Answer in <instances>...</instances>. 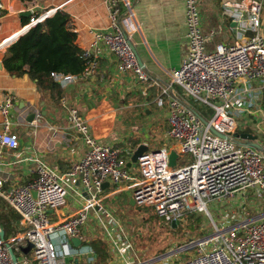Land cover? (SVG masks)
<instances>
[{
	"label": "built area",
	"instance_id": "2783aa9c",
	"mask_svg": "<svg viewBox=\"0 0 264 264\" xmlns=\"http://www.w3.org/2000/svg\"><path fill=\"white\" fill-rule=\"evenodd\" d=\"M107 1L110 29H97L95 41L107 44L122 72H133L143 85L160 89L156 101L159 106L166 104L168 110L166 138L128 166L130 160L123 158L121 148L100 142L93 133L105 131L100 114L86 117L77 107L70 108L67 121L88 147L83 157L64 172L34 158L35 178L26 184L7 187L8 180L0 176V196L20 215L22 226L14 237L0 240V264H15L9 247L16 253L18 264L92 263L95 256L90 247L71 243L72 237L83 242L82 229L90 217L94 216L107 234L116 232L117 237L125 230L105 202V183L117 191L132 190L136 206L153 208L169 226L175 219L180 225L192 212L210 217L214 232L191 242V256L175 261L167 257L161 264H264V212L253 215L250 210L264 202V149L241 144L235 135L244 124L242 119L251 115L259 118L262 113L261 90L255 86L264 81L262 1H225L223 14L235 23L237 36L233 43L217 42L210 48L211 36L203 28L200 0H184L186 51L180 67L171 70L168 83L145 69L132 45L129 34L135 27L130 0H122L125 12L119 0ZM6 8L5 1L0 0V17ZM35 21L32 18L29 24ZM83 55L87 59L83 75H89L97 67L96 56L89 49ZM52 76L66 86L78 75L53 72ZM14 107L11 94L0 105L5 121L0 132V157L3 148L17 151L20 147L18 134L11 130ZM41 119L42 112L36 111L33 122ZM253 129L259 136L264 134L262 121ZM50 132V141L55 140L54 126ZM172 152L177 153L175 165L170 160ZM187 153L193 158L179 164L180 156ZM71 192H85L87 196L75 213L66 216L60 208ZM211 207L222 217L220 223ZM52 211L58 219L51 218ZM29 243L30 252L22 253Z\"/></svg>",
	"mask_w": 264,
	"mask_h": 264
},
{
	"label": "crops",
	"instance_id": "0c3cea01",
	"mask_svg": "<svg viewBox=\"0 0 264 264\" xmlns=\"http://www.w3.org/2000/svg\"><path fill=\"white\" fill-rule=\"evenodd\" d=\"M4 1L7 8L0 17V105L9 94L14 96L15 107L10 115L11 130L20 138V147L17 151L1 148L0 176L8 180L7 187L26 184L35 178L34 158H40L55 170L64 172L73 162L84 156L88 147L83 137L67 121L68 111L72 107H77L86 117L95 113L100 114L105 131L103 133L93 131V133L100 142L121 148L124 159L128 160L130 153L140 144L144 143L149 148H154L153 143H148L138 135L132 136L130 131L117 132L121 117L119 112H144L147 117H153L156 111L157 114L161 113L165 116L167 121L168 110L166 104L164 106L157 104L160 89L156 85L145 86L138 81L133 72H122L119 69L117 56L107 44L95 41L94 32L97 29H110L107 0ZM225 1L227 0H200L203 28L205 33L211 36L210 48L217 42L233 43L237 36L235 23L223 14ZM261 1V32L264 36V0ZM130 2L134 12L132 22L135 29L129 35L141 63L161 82L168 83L171 70L180 67L186 51L185 2L184 0H130ZM119 4L125 12L123 1L119 0ZM58 9H63L71 15L70 26L78 34V43L83 50L89 49L93 56H96L97 67L91 74H79L75 81L62 86L65 95L54 104L38 90L35 80L28 74L17 77L9 73L3 65V57L14 43L10 42L28 25L25 24V18L31 17V20L32 18L36 20V17L40 16L38 20L41 21L47 16L54 15ZM27 10H31V15H22V12ZM255 86L261 90L259 100L262 108L261 116L258 118L251 115L245 118L248 122H244L238 132L256 135V141H260L264 146V134L259 136L253 129L254 124L259 121L264 125V81L257 82ZM175 89L181 91L178 86H175ZM36 111L42 112V119L38 123L29 121V115ZM4 123V118L0 114V132L4 129ZM50 126H54L57 130L55 140L52 141H50ZM140 127L139 134L146 126ZM165 138L166 134L162 140ZM16 152L20 153V156H17ZM105 195H108L105 202L112 214L119 197L125 196L135 205L130 189L117 191V187L107 185ZM86 196L85 192H71L66 204L60 208V213L66 216L75 213L84 203ZM4 202L9 210L18 214L5 200ZM250 210L253 215L264 212V202L255 204ZM50 214L53 220L58 219L55 211ZM95 224H98V220L91 216L88 224L82 229L85 238L82 245L90 247L95 256L90 264H97L98 259L97 251L90 244ZM15 226L22 230L20 219L15 222ZM0 240H2L1 236ZM30 249L27 252L22 250V253L28 254ZM128 262L139 264L133 260H128L125 264Z\"/></svg>",
	"mask_w": 264,
	"mask_h": 264
},
{
	"label": "rangeland",
	"instance_id": "374dc122",
	"mask_svg": "<svg viewBox=\"0 0 264 264\" xmlns=\"http://www.w3.org/2000/svg\"><path fill=\"white\" fill-rule=\"evenodd\" d=\"M119 114L121 117L117 132L130 131L132 136L138 135L148 143H153L152 147L163 143L162 139L165 137L168 123L161 113L157 114L155 111L153 117H147L144 112L122 111ZM242 121L248 122L247 119ZM141 125H145L146 128L139 134ZM192 158L190 153L181 155L179 164H184ZM211 210L215 220L220 223L222 220L220 214L213 207ZM113 214L124 226V233H118L116 237V232L110 231L111 235L107 234L100 224H95L94 235L91 236V239L93 238L91 242L102 240L106 243L111 255L105 264H125L128 260H133L135 263L161 264L162 259L154 260L170 251H175L170 256V261L184 259L194 253L191 242L214 232V225L206 213H188L180 225L174 228L167 225L153 208L133 205L125 196L119 197L113 207ZM18 254L20 257L21 254Z\"/></svg>",
	"mask_w": 264,
	"mask_h": 264
},
{
	"label": "trees",
	"instance_id": "16d2710c",
	"mask_svg": "<svg viewBox=\"0 0 264 264\" xmlns=\"http://www.w3.org/2000/svg\"><path fill=\"white\" fill-rule=\"evenodd\" d=\"M30 22L31 17L25 18L26 25ZM70 22L71 15L58 9L54 15L45 17L21 35L3 57V65L9 73L17 77L28 74L35 80L38 90L54 104L65 95V90L52 73L79 75L87 67L84 50L78 43V34L71 28ZM26 66L30 69L27 70ZM19 219L20 216L9 210L0 197V229L4 231L5 237L20 231L15 226ZM90 244L98 253L96 263L105 264L111 255L106 243L99 240Z\"/></svg>",
	"mask_w": 264,
	"mask_h": 264
},
{
	"label": "water",
	"instance_id": "95a60500",
	"mask_svg": "<svg viewBox=\"0 0 264 264\" xmlns=\"http://www.w3.org/2000/svg\"><path fill=\"white\" fill-rule=\"evenodd\" d=\"M31 13H32L31 10H27L25 12H22V15L29 16V15H31ZM35 24H28L27 26H25V28L23 30H21V32H19V34L16 36V38L12 42H10V43L15 42L21 35H23L24 33H26ZM133 47H134V45H133ZM134 49H135V47H134ZM25 68L27 70L30 69L29 66H26ZM34 116H35V113H31L29 115V117H28V120L29 121H32L33 118H34ZM235 135L237 137V141L239 143H241V144L254 146V147H256L258 149H261V150L264 149L263 146L256 141L257 136L254 135V134H252V133H247V132L246 133H244V132L243 133H239V132H237ZM148 148H149V146L147 144H144V143L138 145V147L136 148V150L133 152L130 161L128 162V166H131L133 163L137 162L138 161V158L140 156H142L143 153L148 150ZM176 158H177V153L176 152H172L171 157H170V160H171V163L173 165L176 164ZM107 185H108V183H105V186H107ZM33 196H34V198H37V192L36 191H33ZM133 202H134V200H133ZM177 224H178V220H176V219L173 220L172 227L176 228L177 227ZM0 236H1V239L2 240H5L4 231H2V230L0 231ZM71 243L73 244V246H79V245H81L82 241H81V239L79 237H72L71 238ZM31 247H32V244L29 243L26 247H23L22 250H24V251L27 252ZM9 250H10V253L12 255V259H13L14 263L15 264H18L17 255L14 252L13 248L12 247H9ZM174 253H175V251H170V252H168L166 254H163V255L157 257L154 261L161 260V259L170 257ZM76 264H83V263H80L79 261H76ZM139 264H147V263H139Z\"/></svg>",
	"mask_w": 264,
	"mask_h": 264
},
{
	"label": "bare ground",
	"instance_id": "6f19581e",
	"mask_svg": "<svg viewBox=\"0 0 264 264\" xmlns=\"http://www.w3.org/2000/svg\"><path fill=\"white\" fill-rule=\"evenodd\" d=\"M38 21H40V20H37V19H36V21H35V22H38Z\"/></svg>",
	"mask_w": 264,
	"mask_h": 264
}]
</instances>
